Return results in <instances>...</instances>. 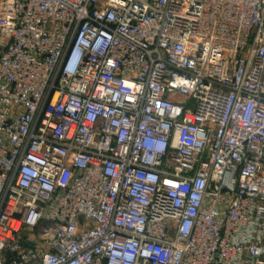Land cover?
I'll return each mask as SVG.
<instances>
[{
  "label": "built area",
  "instance_id": "built-area-1",
  "mask_svg": "<svg viewBox=\"0 0 264 264\" xmlns=\"http://www.w3.org/2000/svg\"><path fill=\"white\" fill-rule=\"evenodd\" d=\"M0 264H264V0H0Z\"/></svg>",
  "mask_w": 264,
  "mask_h": 264
}]
</instances>
